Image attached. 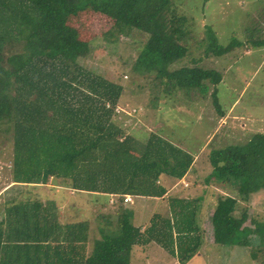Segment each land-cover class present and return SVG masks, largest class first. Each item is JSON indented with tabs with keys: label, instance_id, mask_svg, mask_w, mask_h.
<instances>
[{
	"label": "trees",
	"instance_id": "1",
	"mask_svg": "<svg viewBox=\"0 0 264 264\" xmlns=\"http://www.w3.org/2000/svg\"><path fill=\"white\" fill-rule=\"evenodd\" d=\"M209 1H201L198 18L191 14V21L202 22ZM176 2L0 0V138L12 148V183L108 194L117 207L113 214L100 211L89 220L61 224L55 202L0 204V264H132L135 248L152 243L178 264H192L201 257L206 235L212 244L231 251L242 247L254 264H264V219L243 206L264 191V133L210 153L206 183L214 181L230 193L218 198L208 234L198 223L201 206L194 201L170 198L171 216L155 215L145 226L125 206L128 194L165 196L164 177L183 179L195 155L158 130L141 133L142 142L124 128L118 120L126 115L119 107L122 79L112 81L86 61L98 43L113 44L119 35L137 31L146 41L134 63L122 62L128 71L160 87L162 101L192 90L206 96L204 83L219 84L221 75L198 65H176L195 39ZM86 14L109 18L118 35L83 37L76 25ZM247 44L255 49L264 38ZM232 50L217 46L214 52Z\"/></svg>",
	"mask_w": 264,
	"mask_h": 264
},
{
	"label": "rangeland",
	"instance_id": "2",
	"mask_svg": "<svg viewBox=\"0 0 264 264\" xmlns=\"http://www.w3.org/2000/svg\"><path fill=\"white\" fill-rule=\"evenodd\" d=\"M175 1H177L175 4V8H179L180 14L186 15L189 19L188 24L191 26V29L189 30L192 32V35L195 38L192 41L193 47H195L194 46L195 44L201 45V41L203 40H208L209 43L214 41L217 44L223 42L225 43L224 44L225 46L229 43V45L233 46V51H232L233 55H238L239 59L237 60V62L236 63L232 62L228 66L230 71H227L225 73L223 80L224 85L218 91V95H217L220 109L223 110L228 108L230 105L232 106L231 103L233 102V100L237 98L236 96L238 94V90L241 87H243V83L246 82L245 80L248 78L251 79V76L254 77L257 76V74H255L256 66L251 64L252 61H249L250 57L241 54L242 50L238 49V46L240 45L239 43L248 41L247 39L260 41V39L264 38V1L255 2L254 5L255 9L251 7L252 8L251 10L250 8H248L250 7L248 5V7L245 6L240 11L238 9H235L238 0H233L232 2H229L228 0H218L216 2H213V0H211L207 4L209 6L212 5L211 9L207 8V6L204 8L205 16L202 19L201 23L199 22L194 23V21L190 20V17L192 14L195 20L198 18L199 11H201L199 7H200V3H202L201 2L202 0H182L181 4L183 6H179L178 0ZM219 4L224 8L225 13H228L227 11L229 10L231 4V6H233L232 17L230 16L222 17V14L219 12ZM253 10L255 13L254 16L252 15ZM80 19H81L80 22H78L76 26L82 31L83 37L85 38H90L96 34L101 35L107 31L114 32L116 35H118V33L115 30V27L113 26L114 25L113 21H111L109 18L103 15L86 14L83 15L82 18ZM192 23H194L195 26ZM205 24L207 26L203 27V25ZM247 24L249 27L247 33L245 35L244 33H242L244 36H240V32L242 31V28ZM228 29H230V31H228ZM232 31H234L233 34H231ZM241 37L243 39L240 40ZM244 38L246 39V41L244 40ZM145 41H146V36L144 34L137 31H133L129 33L128 36L119 35L116 43L108 44V45L106 43L105 44L98 43L94 48L95 54L93 59L87 60L86 65L92 68L95 72L103 75L104 77L112 81H118L119 78L122 79V84L125 87V91L120 100L119 107L121 108V110H123L126 113V115H121L120 117H118V120L120 122H124L123 123L124 128H127L130 133L137 135V138L143 142L146 140V138L144 139L141 133L147 132L148 135H150V132L157 131L159 128L164 127L168 135L170 137H173L172 139L171 138L170 139L176 143H180L179 145H181L183 143L176 140L177 134H179L181 130L183 131V128H186L187 124L190 123L189 120H187L185 117L189 113L187 114L186 112L185 116L182 114V111L185 110V106L178 104L180 103L183 104V102L177 103L178 107H182L179 110L180 112L179 114L173 113L174 111L168 107H169V101H171L170 106H172L171 103H173L172 102L173 99L179 98V100L181 101L180 97L182 96V94L175 95V97L172 96L168 100L162 101L160 99L161 98L160 87H158L155 84L152 86V84L149 83L147 80H144L143 78L134 75L131 72V70L128 71V67L126 66L127 64H122L123 61L124 63L127 62L129 65L134 63L135 58L137 57ZM214 42H212L211 45ZM193 47L192 50L194 51V49L196 48L193 49ZM184 60L185 59H182L181 61L177 62L176 65L183 66ZM250 82L261 84V86L259 87L253 86L250 88L246 96L243 97L241 110L247 108V113L245 114L251 115L255 118L264 117V67H262L261 73L259 76L256 77L255 81L250 80ZM230 83L232 85L231 88L229 87L230 89H228L227 86ZM233 96H235L236 98L235 97L232 98ZM212 100L213 99L210 98L208 99V101H206L205 103L206 109L204 108L203 110H205L207 113L214 110L217 114L219 113L217 109L219 107L216 106L217 108L214 107L213 109ZM253 103L254 105H252ZM260 104H262V106ZM137 106H138V113L135 112ZM251 111L254 113H252ZM192 117L189 116L190 119H193ZM228 120L229 119L227 118L224 119L225 122ZM166 121L167 124H164L163 126V123ZM254 121H255L254 118H251L250 120L249 118H247V116L246 118H242L239 120L241 124H245L246 126L248 125V129L250 128V123ZM204 124L207 125L208 123L204 121ZM224 126L217 129V138H218L217 145L219 144L220 141H223V143H228L232 146H237L238 139L244 140V138L241 136H237L235 134H227L229 133L228 129ZM206 128L208 129V127ZM246 134H250V129ZM242 135L245 136L244 133ZM5 139H6L5 136H2L0 138V189L6 188L8 184L12 182L10 172L8 171L10 168L8 161L11 160L12 158V148L10 142ZM202 143H205V141H202ZM200 147L202 146H190V149H195V148L198 149ZM197 151H198L197 155L196 153H194V155L198 157L197 161L195 162L197 170L195 172H192V176H190L189 179L199 184L203 179H205L206 174L209 173L210 167L206 161V157L204 156L205 153L202 154L201 149H198ZM202 170H204V173H202ZM207 185L208 184L203 185L202 183L200 186H202V188H206ZM209 187L210 190H215L216 188H218L215 184ZM221 189L223 190L222 192L218 193V196L222 195L223 193L224 194L230 193L227 189L224 188ZM4 193L6 195L5 197H7L8 195L6 194V192ZM20 195H24L28 199L39 197L42 198L44 201H48V202L49 201L59 202V203L61 202L62 204L64 202V208L66 207L71 208L73 206L80 209L81 207H83L82 220L89 219L92 217L91 212L89 210L90 207L88 208V206L85 205L87 201V196H94V195H90L89 193L71 192L70 190L66 191V189L54 187L52 186V184H49L46 186L39 185V187H28V189L21 190ZM132 196L134 198L133 199L134 203L131 202L132 204L129 205L126 204L125 206L128 208L140 207L139 200H137L136 202L137 197L135 195ZM67 198L68 199L71 198L72 203H71V199L68 200V202H66ZM213 205H215V203ZM243 206L248 208L249 214L251 216L253 215L256 216L257 218L264 219V191L256 193L254 196L250 198V202L244 203ZM110 208L111 209H109V211H111V214H113V212L116 210L117 207L111 206ZM100 209H103L102 206H100ZM93 217H95V215ZM207 236L209 238L208 243L212 244L211 235L210 236L207 235ZM243 253L244 250L242 247L239 248L236 247L234 248L233 253H231L230 256L229 255H225V257L223 256V258H221V261L216 262L214 257L211 256L209 258L211 260L210 264H248L243 257L242 258L240 257L243 255ZM146 255H148V257H146V262H144L143 264H165V260L162 258L163 254L161 253L160 249L149 250V252H146L145 256ZM233 255L235 256V263H233L231 259V256ZM261 256L262 255L258 254V257ZM161 258L163 261L161 260ZM164 258H166V255H164ZM169 259L168 261H166L168 262L167 264H178V262L173 263L171 262L172 260ZM134 260H136V258ZM205 262L206 260L204 259L201 264H205ZM137 264H141V261L138 262Z\"/></svg>",
	"mask_w": 264,
	"mask_h": 264
},
{
	"label": "crops",
	"instance_id": "3",
	"mask_svg": "<svg viewBox=\"0 0 264 264\" xmlns=\"http://www.w3.org/2000/svg\"><path fill=\"white\" fill-rule=\"evenodd\" d=\"M202 1H205V0H202ZM216 1H218V0H213V2H216ZM228 1L232 2L233 0H228ZM263 1L264 0H238L235 9H238L241 11L245 6L248 7V5H249L250 7H248V8H250L252 10V8H254L255 2H263ZM206 6H207V8L211 9L212 5H210V6L206 5ZM232 11H233V6H231V4H230L229 10L227 11L228 13H225L224 8L219 4V12L222 14V17H226V16L232 17ZM252 15L253 16L255 15L254 10H253ZM205 25H203V26H205ZM247 29H248V24L242 28V31L240 32V36H244L247 33ZM228 31H230V29H228ZM233 33H234V31L231 32V34H233ZM242 33H244V35ZM241 39H243V38L241 37L240 40ZM244 40L246 41L245 38H244ZM247 40L248 41L244 42V44H243V45H245V47L244 46L238 47V49L242 50L241 54H243L247 57H250L249 61H252L251 64L256 66L255 74H257V76H259L261 73L262 67H264V45L259 46V47H255V49H252V50H251V48L247 49L246 48V46L248 45L247 42H249L250 39H247ZM212 42H214V41H212ZM224 44L225 43H223V42L220 44H217L216 42H214L212 44L213 45L212 46V45H209L208 40H203V41H201V45L195 44L194 45L195 47H193V45H192L193 49L194 48H196V49H194V51L192 50V48L189 50V53L187 54V56L185 58H183V59H185L183 62L184 63L183 66L194 67V66L198 65L204 69H210V70L216 71L221 75L220 83L219 84H212L209 82H205L204 84L208 85V90H209L208 94L206 96H201L199 94V92L196 90H192V91L188 92L187 94L185 92H183L184 95L182 94V96L180 98H184V99L181 101L179 100V98L173 99V101H172L173 103H171L172 106H170L171 101H169V107H168L174 111L173 113L179 114L180 113L179 110L182 107H178V105H184L185 106V110L182 111V114L185 116L186 112H187V114L189 113L185 117L187 120H189L190 123L187 124L186 128H183V131L180 129L181 131L179 134H177L176 140L183 143L180 146H182L184 149L190 150L193 154L196 153V155H197L198 154L197 150L201 149L202 154L205 153L204 156L206 157V161L209 164L210 171L208 174H206L205 179H203L201 181V183H199V184H197V183H195L189 179V177L192 176V172H195L197 170L195 162L197 161L198 157L195 155L194 158L196 160L194 161V164L191 167V170L187 173V175L183 179L174 181L173 179H171L169 177H164L163 183L165 184V187L167 188V193L165 196H163L161 198H148V197H143V196H138V197L136 196L137 197L136 202H137V200H139L140 207L133 208L134 213H135V221L138 220V222L141 223V225H143V226H145V224L147 223L148 220L150 221L151 218H153L155 215H158V214H161L164 217L169 218L172 214L169 199L173 198V197L174 198L177 197L180 199H185L187 201H194V203H198V205L201 206V207H199L200 208L199 209V215L200 216L198 217V223L201 226V228L203 229V231H206L208 234L210 232L209 220H210V217L212 215L214 208L217 205L218 198L221 196V195L218 196V193L222 192L223 189H221L222 187L220 188L215 183H211V184L207 185L206 188H202V186H200V185L202 183H203V185L207 184L206 180L210 176V174L212 173V166H211L210 160H209L210 153L213 150L221 149V148H224L227 146H232L228 143H223V141H220L219 144L217 145V143H218L217 129L223 127L225 124L224 127H226L228 129V132H229L227 134H235L237 136L243 137L244 140L238 139V145H241V143L246 144V142L247 141L249 142L250 139L252 138L251 136H253L256 133H264V117L255 118L251 115L245 114V113H247V108L244 110H241V105L243 103L242 102L243 97L246 96V94L249 92L250 88L253 86L254 87L261 86V84H256L254 82H250V80L255 81L257 76L256 77L251 76V79L248 78L245 80L246 82L243 83V87H241L238 90V94L236 96L237 98L235 96L232 97V98L235 97L236 99L233 100V102L231 103L232 104V106L230 105L231 107L229 106L228 108L223 109V110L220 109L219 105L217 106V107H219V109L216 107V103L218 104V102H219L218 97H217L218 91L224 85V82H223L224 75L227 71H230L228 66L232 62L236 63L237 60L239 59L238 55H233V53H232L233 50L230 51L229 53L225 54V55H218L216 52H214V50L217 49L218 45H220L219 46V48H220L222 46H225ZM227 45H229V43ZM245 49H247V50H245ZM231 85L232 84L230 83L227 86V88L230 89ZM252 92H253V89H252ZM210 98L213 99L212 100L213 109H214V107H216L218 109L219 113L216 114V112L214 110L207 113L205 110H203L204 108L206 109L205 103ZM216 99H217V102H216ZM178 102L179 103L183 102V104L180 103L177 105ZM252 105H254V103ZM260 105L262 106V104H260ZM250 108H251V105H250ZM252 113H254V112H252ZM171 114H172V112H171ZM192 115H193V117H192ZM189 116H191L193 119H190ZM246 116L250 120H251V118L255 119L254 122L250 123V128H249L250 134H246V133H248V130H249L248 125L246 126L245 124H241L239 122L240 119L246 118ZM226 118L229 120L225 122L224 119H226ZM256 120H257V122H256ZM204 121H206L208 124L207 125L204 124ZM164 124H167V121L163 123V126H164ZM206 127H208V129ZM187 129H188V131H187ZM159 131L162 132V135H164V137H166L167 139L171 140L173 138V137H170L168 135V133L164 127L159 128L158 132ZM243 133L245 134V136L242 135ZM205 134H206V136H205ZM202 141H205V143H202ZM172 142L174 144H177V145L180 144V143H176L174 141H172ZM190 146H202V147H200L198 149H196V148L190 149ZM202 173H204V170H202ZM213 184H215L218 188H216L215 190H210L209 186H211ZM28 187H39V185H21V184L17 185V184H14L11 182L10 184H8V186L6 188H1L0 189V204H6L7 206H11L13 204V202H17V201L19 202V200H22L25 202L26 201H33V200L44 201L42 198H39V197H34L33 199H28L24 195H20L21 190L28 189ZM63 189H66V188H63ZM67 190L69 191L70 189H66V191ZM70 191L76 192L74 190L73 191L70 190ZM4 192H6V194L8 195L7 197H5L6 195ZM82 192H85V191H82ZM85 193H89L90 195H94V196H87V201L85 204L86 206H88V208L90 207L89 210H90L92 216H94V215L96 216V213H99L100 211H103L104 213H110L111 214V211H109V209H111L110 208L111 202H112V200H114V199H111L113 196L108 195V194L93 193V192H85ZM199 198H200V200H199ZM70 199L67 198L66 202H68V200H70ZM215 199H216V201H215ZM115 201H116V198H115ZM44 202H48V201H44ZM50 202H53V201H50ZM71 203H72V199H71ZM214 203H215V205H213ZM55 204L58 207V214H59V219H60L61 224L75 223V222H81L82 221V218H80V211L82 212L83 209H79V208H76L73 206L71 207L72 209L68 208V207L64 208V202H63V204L61 202L60 203L55 202ZM125 204L129 205L132 203H125ZM100 206H102L103 209H100ZM85 208H87V207H85ZM87 220H89V219H87ZM62 237H63V232H62ZM205 239H206L205 244L201 247V251H200L201 257L196 259V261H194V263H192V264H197V263L201 264L204 259L206 260L205 264H210L211 260L209 258L211 256H213L215 261L217 262V261H221V258H223V256L225 257V255H229V252L233 253V251H231V249H229V248H224V247H220L216 244L214 245V244L208 243L209 238L207 235L205 236ZM157 249H160L161 253L163 254L162 258L165 260V264L168 263L166 261H168L169 258L172 260L171 262H173V263L177 262V259L171 257L164 249H162L156 243H152V244L148 245L147 247H145V250H143L141 247L135 248L133 255H132V264H133V262H134V264H137L140 261H141V264H143L144 262H146V257H148V255L145 256L146 252H149V250H157ZM164 255H166V258H164ZM235 256H233L234 260L232 259L233 263H235ZM240 257L247 259L248 264H254L251 260H249L250 256L248 255V251L247 252L244 251L243 255ZM135 258H136V260H134ZM162 258H161V260H162Z\"/></svg>",
	"mask_w": 264,
	"mask_h": 264
},
{
	"label": "built area",
	"instance_id": "4",
	"mask_svg": "<svg viewBox=\"0 0 264 264\" xmlns=\"http://www.w3.org/2000/svg\"><path fill=\"white\" fill-rule=\"evenodd\" d=\"M124 202L125 203H131V202H133V196L132 195H125L124 196Z\"/></svg>",
	"mask_w": 264,
	"mask_h": 264
},
{
	"label": "bare ground",
	"instance_id": "5",
	"mask_svg": "<svg viewBox=\"0 0 264 264\" xmlns=\"http://www.w3.org/2000/svg\"><path fill=\"white\" fill-rule=\"evenodd\" d=\"M252 50V49H251Z\"/></svg>",
	"mask_w": 264,
	"mask_h": 264
}]
</instances>
